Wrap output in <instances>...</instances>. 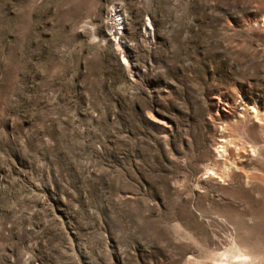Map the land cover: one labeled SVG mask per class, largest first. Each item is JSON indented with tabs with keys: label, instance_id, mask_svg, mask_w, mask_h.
Segmentation results:
<instances>
[{
	"label": "rangeland",
	"instance_id": "374dc122",
	"mask_svg": "<svg viewBox=\"0 0 264 264\" xmlns=\"http://www.w3.org/2000/svg\"><path fill=\"white\" fill-rule=\"evenodd\" d=\"M0 264H264V0H0Z\"/></svg>",
	"mask_w": 264,
	"mask_h": 264
}]
</instances>
